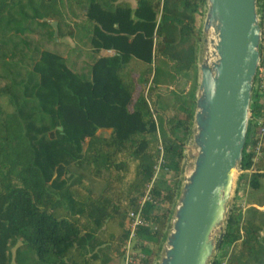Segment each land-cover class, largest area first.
Segmentation results:
<instances>
[{"label": "trees", "instance_id": "1", "mask_svg": "<svg viewBox=\"0 0 264 264\" xmlns=\"http://www.w3.org/2000/svg\"><path fill=\"white\" fill-rule=\"evenodd\" d=\"M136 2L0 0V264H122L128 214L162 147L144 210L151 225L137 238L136 264H157L184 182L201 78L197 17L208 0ZM63 5L74 16L87 8L77 28L63 24ZM55 20L60 38H89L91 50L73 56L91 61L86 71L73 69L60 51L73 48L54 34L46 44L57 51L32 50L34 30ZM101 49L116 55L98 57ZM257 143L249 132L240 165L252 172L239 185L253 189L264 180V138L254 164ZM72 165L104 182L102 192L82 174L68 176ZM218 247L210 264H264V212L234 204Z\"/></svg>", "mask_w": 264, "mask_h": 264}, {"label": "water", "instance_id": "2", "mask_svg": "<svg viewBox=\"0 0 264 264\" xmlns=\"http://www.w3.org/2000/svg\"><path fill=\"white\" fill-rule=\"evenodd\" d=\"M258 0H208L205 44L214 25L213 66L201 65L194 118V168L184 177L172 229L158 264H210L215 234L227 222L235 178L249 133L253 83L260 57ZM57 28V23H54ZM240 176V174H239Z\"/></svg>", "mask_w": 264, "mask_h": 264}, {"label": "rangeland", "instance_id": "3", "mask_svg": "<svg viewBox=\"0 0 264 264\" xmlns=\"http://www.w3.org/2000/svg\"><path fill=\"white\" fill-rule=\"evenodd\" d=\"M62 10L64 13L62 22L63 24L69 25L71 28H77L76 26L81 23L82 18L87 12V8L82 7V6L77 7V14H78L77 16H74L71 13H69L67 6L65 5H63ZM207 13H208V8L206 7L203 15H199L197 17V26L199 30H201L202 32L201 34L202 41L200 43V49H199V54H198L199 68L201 67V65H203L206 62L207 59H208V62L212 59L211 57L212 48L209 44H205V39L208 38V36L205 35L204 33V26H205V22L207 18ZM54 23H57V28L54 27ZM50 24H51V27H46V28L38 27L37 29L34 30L33 34H31L30 39L33 41L32 50L38 47H40V49L48 48V49L54 50L53 44H48V45L46 44L47 39L49 38L51 39L52 34H54L58 42L69 44L73 48L71 53H69V51L66 49L60 50L63 53V55H65L66 57L68 56L69 59L72 61L73 69L78 72H84L87 69H89V67L91 66L90 65L91 61L86 59V57H83L77 62H75L76 60L73 59V56L76 55L77 52L81 50L82 51L91 50V44H90L89 38H86L85 34L80 31L76 33L75 37L66 35L64 38H60L58 21L56 20L51 21ZM65 31L67 32L69 31V29H66ZM54 51H57V50H54ZM101 51L102 49L99 50L98 57L105 58L106 56L100 55ZM200 74H201V71H200ZM1 85H4V83L1 82ZM199 93L200 92H199V87H198L195 93L196 105H197V99H198ZM194 128L195 127H193V134L187 140V144H186V151H185V154H186L185 170L186 171H185L184 177H187L194 168V154H196V146L194 142ZM110 132H111L110 130H99L98 131L100 135H106V136L109 135ZM243 173H247V171H242L241 169H239L238 174L235 178L234 192H233L231 199L228 202V207L230 208L229 212L231 211V207L234 204H239L243 208H247L249 206H257L261 211L264 212V180L262 181L263 185L260 189H253L252 187L249 186L248 181H245V180L242 182V184L239 185V179H240L241 174ZM70 174L76 177L80 176L81 174L86 176L89 183L91 184L92 189L95 192H102V190L104 189V186H105L104 182L93 179L84 169H81L76 165H72L70 167L68 176ZM225 228H226V224H224L223 227L217 231V233L215 234V240L219 238V236L222 234ZM165 245H166V242L163 245V249ZM162 251L159 254V257L157 259V264L162 255ZM219 255H221V253L219 252V250H217L214 254V258L217 256L219 257ZM122 264H123V261H122Z\"/></svg>", "mask_w": 264, "mask_h": 264}, {"label": "built area", "instance_id": "4", "mask_svg": "<svg viewBox=\"0 0 264 264\" xmlns=\"http://www.w3.org/2000/svg\"><path fill=\"white\" fill-rule=\"evenodd\" d=\"M257 15L258 22L260 25V57L257 66V72L253 83V93L251 101V113L249 121V132L252 131L253 134L258 138V143L255 148V156L253 158L254 164L258 162L261 158V146L262 140L264 138V0L257 1ZM110 56L115 55L114 50L109 51ZM258 105L260 111H253V107ZM249 136V133H248ZM162 153L155 168V175L152 181L148 184L145 194L140 199L138 207L136 210L129 212L127 217V229L129 231V237L122 249L123 252V264H136L144 256L138 247V231L141 227H148L151 223L146 219L144 210L145 205L148 202L153 201V187L160 176L162 171L163 160V148L161 147ZM250 150V149H249ZM247 172H252L248 170Z\"/></svg>", "mask_w": 264, "mask_h": 264}, {"label": "bare ground", "instance_id": "5", "mask_svg": "<svg viewBox=\"0 0 264 264\" xmlns=\"http://www.w3.org/2000/svg\"><path fill=\"white\" fill-rule=\"evenodd\" d=\"M210 37L213 40V42H215V44L210 45L212 48V52H211V57L212 59L208 62L209 65L213 66V64L218 60V57L214 56L213 53L215 52V48H216V44L219 40L218 37V31H217V27L216 25H214V27L212 28L211 32H210Z\"/></svg>", "mask_w": 264, "mask_h": 264}, {"label": "crops", "instance_id": "6", "mask_svg": "<svg viewBox=\"0 0 264 264\" xmlns=\"http://www.w3.org/2000/svg\"><path fill=\"white\" fill-rule=\"evenodd\" d=\"M122 1H125V2H129L133 8H136L137 6V2L136 0H119V2H122ZM110 50H114V49H102V51L100 52V55L101 56H106V57H109L110 54H109V51ZM115 51V50H114ZM116 52V51H115ZM116 55V54H115ZM114 56V55H112Z\"/></svg>", "mask_w": 264, "mask_h": 264}]
</instances>
